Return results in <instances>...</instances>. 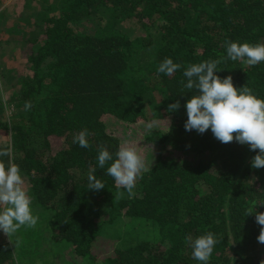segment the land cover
<instances>
[{
	"label": "trees",
	"instance_id": "trees-1",
	"mask_svg": "<svg viewBox=\"0 0 264 264\" xmlns=\"http://www.w3.org/2000/svg\"><path fill=\"white\" fill-rule=\"evenodd\" d=\"M37 4L35 25L22 34L30 48L26 73L14 85L13 112H0V132L9 136L0 148L13 149L0 160L19 165L32 209L48 241L61 249L53 257L69 252L70 264H96L97 248L106 245L103 231L126 218V232L136 224L138 237L109 245L101 264H200L185 237L208 232L218 240L209 264H264L255 221L264 204L246 216L264 202V168L251 167L257 152L247 145L221 143L210 129L185 130V103L197 93L184 88L183 75L192 64L226 58V40L264 43V0ZM165 58L181 65L172 76L157 72ZM216 75L231 76L235 87L247 86L264 99V62L248 66L225 59ZM177 100L179 109L167 111ZM84 129L89 148L73 143ZM130 129H137L136 137L143 131L140 139L151 146V170L131 196L107 175L108 164L97 165L99 147L115 158L122 146L118 133ZM50 138L61 140L59 149ZM91 167L104 189H88ZM23 255L22 246L0 241V264H23Z\"/></svg>",
	"mask_w": 264,
	"mask_h": 264
},
{
	"label": "clouds",
	"instance_id": "clouds-1",
	"mask_svg": "<svg viewBox=\"0 0 264 264\" xmlns=\"http://www.w3.org/2000/svg\"><path fill=\"white\" fill-rule=\"evenodd\" d=\"M227 56L216 60H205L190 65L184 70L187 78L184 88L187 91L195 90L197 94L191 96L185 103L187 120L184 124L186 131L195 130L199 134L211 130L215 139L228 144L237 142L249 146L257 154L251 159V167L264 168V99L253 94L247 86L237 88L231 76L221 79L216 72L218 65L225 59L243 61L248 66H256L264 62V43L250 44L225 41ZM181 65L174 63L171 58H165L158 66L157 72L172 76ZM25 110L32 104L25 102ZM179 100L168 106L167 111L175 112L179 109ZM154 123H148L146 129L151 131ZM170 124V121H169ZM170 131V129H169ZM87 129L80 131L73 137V143L81 148H89ZM10 145L0 148V157H11ZM107 167V175L111 176L117 187L123 188L131 196L134 194L136 182L143 173L150 171L143 156L136 146L124 144L113 154L104 146H100L97 155L99 168ZM96 168L91 167L88 172V189L99 191L105 188L104 183L97 179ZM32 198L25 186L19 165L9 160L6 164L0 160V231L8 238L15 235L22 227L35 228L39 217L33 214L31 208ZM250 207L247 215L255 212ZM255 221L260 225L257 237L259 243L264 244V212H255ZM192 248V257L200 264H209L215 245L218 243L212 232L196 238L185 237Z\"/></svg>",
	"mask_w": 264,
	"mask_h": 264
},
{
	"label": "rangeland",
	"instance_id": "rangeland-1",
	"mask_svg": "<svg viewBox=\"0 0 264 264\" xmlns=\"http://www.w3.org/2000/svg\"><path fill=\"white\" fill-rule=\"evenodd\" d=\"M28 1L0 0V112H3L7 117L13 112L14 108L11 104L15 102L17 96L14 85L18 77L26 73L25 63L30 46L24 41L22 34L30 31L32 26L35 25V21L31 18V15L33 12H37L38 9L37 2L39 0H32L35 1V4L31 2L28 4ZM134 132H137V129L120 131L117 138L121 140L122 145L127 143L136 146L146 162L147 153L151 146L140 139L142 138L143 131L138 134V137L133 134ZM8 140L9 136L5 132H0V145H5ZM49 141L54 149L60 148V139L50 138ZM25 186L27 187L26 184ZM34 211L37 212L36 209ZM34 211L33 214L40 218L39 212L35 213ZM129 223V219L122 218L113 226H109L103 231L102 238L105 240L106 245L104 247L100 245L97 248L101 257L96 260V264H101L102 259L109 255V245L112 243L117 242L124 245V238L129 236L138 237L136 224H133V230L131 227L126 232ZM27 230L28 232L25 233ZM149 232V230H146L147 234ZM141 236L142 234H140ZM0 241L11 242L14 248L22 246L24 248V255L21 258L23 264H50L52 261L54 264H70V261L73 259L71 253L67 252L63 254L62 251L63 256L59 254L57 258L53 257L61 249L58 246H53L48 241L47 233L43 225L41 226V219H38L35 228L26 229L22 227L15 235L9 238L0 231ZM81 264H87V262H82Z\"/></svg>",
	"mask_w": 264,
	"mask_h": 264
}]
</instances>
